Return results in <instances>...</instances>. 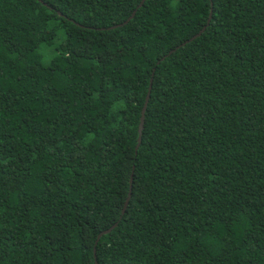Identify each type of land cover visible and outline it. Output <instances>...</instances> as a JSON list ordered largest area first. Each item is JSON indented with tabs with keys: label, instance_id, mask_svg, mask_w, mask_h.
I'll return each instance as SVG.
<instances>
[{
	"label": "trees",
	"instance_id": "obj_1",
	"mask_svg": "<svg viewBox=\"0 0 264 264\" xmlns=\"http://www.w3.org/2000/svg\"><path fill=\"white\" fill-rule=\"evenodd\" d=\"M141 1L0 0V264H264V0Z\"/></svg>",
	"mask_w": 264,
	"mask_h": 264
},
{
	"label": "water",
	"instance_id": "obj_2",
	"mask_svg": "<svg viewBox=\"0 0 264 264\" xmlns=\"http://www.w3.org/2000/svg\"><path fill=\"white\" fill-rule=\"evenodd\" d=\"M144 2H145V0H142L141 3H140V5H139V7H140ZM134 15H135V12L132 13V15H131V17H130L129 19H131ZM209 20H210V19H209ZM208 22H209V21H208ZM116 28H117V26H116V27L109 28L108 30H110V29H116ZM203 30H204V29H203ZM202 32H203V31H201V32H200L197 36H195L194 38L198 37ZM194 38H193V39H194ZM149 94H150V88H149V90H148V93H147V96H146V101H145V104H144L143 109H142V115H141L140 124H139V135L141 134V130H142V125H143V121H144V113H145L146 106H147V103H148ZM139 141H140V136H139ZM137 149H138V145H137V147H136L135 150L137 151ZM130 197H131V194H130V192H129L128 197H127V199H126V201H125V204H124V209H123V211H122V214H124V212H125V209H126L127 204H128V202H129V200H130ZM115 226H116V225H114V226H113L112 228H110L109 230H107V231L101 233V234L97 237V241L99 240V238H100L103 234H108V233H110V232L114 229Z\"/></svg>",
	"mask_w": 264,
	"mask_h": 264
}]
</instances>
